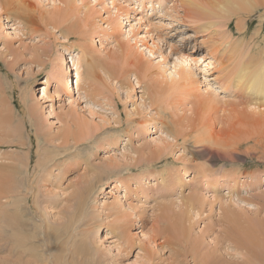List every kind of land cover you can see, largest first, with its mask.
I'll use <instances>...</instances> for the list:
<instances>
[{
	"label": "rangeland",
	"instance_id": "obj_1",
	"mask_svg": "<svg viewBox=\"0 0 264 264\" xmlns=\"http://www.w3.org/2000/svg\"><path fill=\"white\" fill-rule=\"evenodd\" d=\"M153 1L155 8L148 0L143 6L136 5L135 0H70L66 4L57 2V5L42 0H0V86L6 83L10 86L7 102L16 112L17 120L24 119L35 145L31 173L25 185L29 189L34 182L33 189L27 192L30 203L24 213L25 229L23 235L15 234L24 244L18 245L16 236L12 238L7 232L1 215L0 264L253 263V258L243 255L248 251L243 245L253 247V236L261 240L263 236L259 230L252 233V224L244 214L246 211L258 221L254 212L257 207L242 200L253 197L264 202V135L259 132L261 127L255 128L258 127L256 120L245 113L246 109L240 104L250 98L243 93L244 88L235 89L224 82L226 74H232L233 69L228 68H234L238 54L237 51L234 58L227 50L224 37L225 32L231 34L238 49L248 47L247 56L249 52L256 57L260 55L264 49V5L246 17L225 19L226 26L222 28L219 25L222 17H213L216 24L211 27L207 23L211 19L204 13L201 15L196 4L190 6L181 0ZM208 1L195 2L209 6ZM140 16L142 19L138 21ZM242 18L245 27L237 30L236 23ZM109 22L114 29L111 32H108ZM133 26L138 45L155 46V55L144 52L143 56L129 45L123 51L117 49L119 43L127 42L123 37ZM109 34L112 39L105 43L108 37L104 36ZM158 36L163 41H157ZM131 38L130 43L134 45ZM89 42L94 48L88 56L85 54V59L93 64L94 72L80 79L78 86L75 76L78 61L72 57L84 53L83 48L87 49ZM177 49L197 58L193 61L198 72L194 79L202 82L192 85L190 92L188 83L183 80L174 92L178 101L187 102L189 107L187 116L178 111L182 112L181 117L172 105L162 102L163 89H160L167 87L168 80L161 74L163 69L172 67ZM239 50V56L245 53ZM210 51L215 54L211 55ZM64 57L69 61L64 69L66 75L63 86L57 87L50 71L54 63ZM215 60L216 67L210 64ZM111 74L114 76H109ZM49 77L50 84L45 82ZM71 79L76 89L67 92L64 86ZM26 82L31 89L29 104L37 102L41 106L44 127L54 137L51 146L61 147L59 151L52 149L55 158L49 163V171L41 176L44 180L39 181L35 177L36 161L41 157L37 153L35 129H31L22 115L19 100ZM204 89L209 93L215 91L222 103L205 108L203 104L209 93L203 94ZM188 90L189 95H186ZM165 93L168 97L171 91ZM90 105L95 106L93 116L89 113ZM191 108L196 109L189 110ZM208 121L219 123L215 124L217 129L235 131L240 145H205L208 149L200 153L203 148L197 144L199 129ZM164 122L169 124L164 125ZM174 126L179 128L180 135L176 137L177 142H165L171 144L169 150L166 149L170 153L153 157L152 151L165 145L156 140L163 131ZM218 138L219 135L215 137ZM66 139L70 141L64 143ZM9 141L0 137V163L10 162L9 158L20 159L27 152L26 147L20 150L15 147L16 142ZM115 162L118 166L111 165ZM197 165L204 173L202 169L197 173ZM180 171L186 174L180 183L182 187L173 180ZM99 177L103 178L100 183ZM235 177H240L238 189L232 187ZM89 184H97V188L87 194L92 198L87 210L84 209L86 194H80ZM3 185L0 178V192ZM120 196H124L119 201L123 210L118 214L103 207ZM186 201L193 202L196 210L189 213L190 220L185 216ZM228 213H233L236 220L231 215L227 218ZM178 221L186 226L184 233ZM143 234L148 235L147 238L143 239ZM56 237H61L58 244L49 248L48 241ZM164 240L168 244L163 246ZM235 245L241 247L239 251L233 249ZM208 248L211 261L206 259L207 253H203ZM255 248L258 258L255 264H264V245Z\"/></svg>",
	"mask_w": 264,
	"mask_h": 264
},
{
	"label": "bare ground",
	"instance_id": "obj_2",
	"mask_svg": "<svg viewBox=\"0 0 264 264\" xmlns=\"http://www.w3.org/2000/svg\"><path fill=\"white\" fill-rule=\"evenodd\" d=\"M42 1L53 2V4L57 5L56 4L57 2H62L63 4H66L70 0H42ZM74 1H77V0H74ZM135 1H136V5L138 4V5L143 6L144 2L146 0H135ZM195 1L196 0H181V2L182 3L184 2V4H187L190 6H195V4H196L198 7H200L199 13L201 15H203L202 13H204L206 18L211 19L210 23L207 22L208 25L211 27L216 24L213 21V17H218V16L222 17L223 21L220 20L221 21V22H219L220 24L218 23L219 25L222 26V28H223V26H226V23L224 22L225 19L230 20L234 16L239 17V15L242 17H246L245 15H247L251 12H254L256 9H258V7L260 5H264V0H213V1L210 0V1H208V3H210L209 6H203L199 3H196ZM153 2H154L153 0H148V3H150L151 5H153ZM113 4H114V2H113ZM152 7L155 8L154 5ZM121 8H124L123 5H121ZM132 8L135 9L134 7H132ZM116 10L119 11V7ZM206 18L204 17V19H206ZM140 19H142V16H140L138 18V21ZM227 22H228L227 23V25H228L229 21H227ZM107 25L108 26L110 25V30L108 32H111L114 30L111 22H109ZM261 26L263 27V22L261 23ZM244 27H245V24H244V20L242 18L239 21H237L236 28H237V30H241V29H244ZM207 28H209V27H207ZM135 29H136V27L133 26V29L131 31H128L127 36L123 37L124 39H127V42L121 43V44L119 43L117 45V49H119L120 51L121 50L123 51V48L125 46L129 45V47L132 48L135 52L140 53L143 56H144V52H145V54H148L149 56L155 55V51H154L155 46L153 48H151L150 46H146L143 43L138 45L137 35L135 33ZM131 32H133L132 38H131V34H132ZM220 32H222V31H220ZM103 33H104V31H103ZM105 37H108V38H106L107 41H105V43H108V40L112 39V37H110V34L105 35L104 38ZM129 38H131V40L133 39L134 45H132V43H130ZM224 38L226 39L225 40L226 45H228V48L227 47L226 48L228 51L232 52L231 54L233 57H234V54L237 53V51L239 54V51H240L239 49L244 50L245 53H242V55L244 54L245 56H247L246 55V52H247L246 49L248 47L246 49H242L243 47L238 49V43L236 41L232 40L233 37L229 33L225 32ZM157 41H163V39L160 36H158ZM86 46H87L86 47L87 49L83 48L84 53H81V54L76 53V54H73L74 57H72L78 61L77 65H76L77 71H76V75H75V76H77L78 86H79L78 81L80 79H83L85 75L92 76L93 72H94L93 64L91 62L89 63L88 62L89 60L86 61V59H85V54L87 55L94 48V45L91 42H89ZM136 47H137V49H136ZM170 47H173V44H170ZM219 47H221V46H219ZM140 48H142V49H140ZM214 48H215V46H214ZM215 51H217V50H215ZM116 52H118V51H116ZM210 52H211L210 53L211 55L215 54L214 52L212 53V51H210ZM189 53L190 52H184L181 49H177L176 54H174V60H173L172 67H170L169 69H163L162 74H161V76L163 75L165 80H168V81H166L167 87L165 89H164V87L160 88V89H163V92L161 93V94H163V96H162L163 99H162V97H160V99H162V102H165V103L168 102V105L169 104L172 105V109H175L176 112L183 111L184 114H186L187 109L189 108L186 106L187 102H185V101L182 102L181 100H180L181 102H179L178 101L179 98L177 99L174 92L178 90V88L180 87L181 81H183V80L188 83V84H186V86L190 89V92L193 88L192 85L194 86L195 84H198L199 82H201V81H197L194 79V76L197 75L198 72H197V70H195L196 68H194L193 61L197 60V58L192 57L191 54H189ZM240 53H241V51H240ZM9 54H11V53H9ZM238 54H237V56H235V57H237V59H236V61H234L235 62L234 68L233 67L232 68L225 67V69L228 68L229 70H231V69H233V70H232L231 75L228 73L230 76L228 74H226L227 79L224 82H226V83L228 82L229 86H232L235 89L244 88L243 90L242 89H240V90H242L243 93H245L246 95H249L250 98H248L249 100H247V101H245V100L240 101V104L247 110V111L244 110L245 113H247L248 115H250L252 118H254L256 120V122L258 123V127L256 126L255 128L261 127V129H259V132H263V135H264V59H263L264 58V49L260 52V55L256 54L257 57L252 55L253 53L251 54V52L248 53L249 55L247 56L246 59H244L245 58L244 55H243V57H244L243 58L242 55L239 56ZM154 57H152V58H154ZM65 58L66 57L62 58L60 62H55L54 66L52 67V69L50 71V74L53 77H55L57 87L63 86V78L66 75L64 73L65 72L64 69L67 67V62H69ZM140 62L141 61H137L136 63H140ZM216 62H217V60L211 61L210 64L211 65L215 64L214 67H216ZM231 66H233V65H231ZM221 67H223V66H221ZM192 69L194 70V72L192 71ZM131 72H132V70H130V72H128V73L130 74ZM225 72L226 71H224V73ZM229 72L231 73V71H229ZM109 76H114V75L111 74ZM224 76L225 75H223L222 77H224ZM226 76H225V78H226ZM135 79H137V81H136L137 84L140 85L141 82L139 80V77L135 75ZM45 82L50 84L51 78L49 77L48 79H46ZM223 85H225V84H223ZM136 86H138V85H136ZM64 87L67 88V92H70V91L73 92L76 89L75 84H74V80L71 79V81L67 82ZM82 88H84V87H82ZM9 89H11V88H10V86H8V83H6L5 86H0V137L4 136V137L8 138L10 140L9 141L10 143L16 142L17 145H15V147H18L20 150H22L24 147L27 148V152L23 155V157L21 156L20 159L9 158L7 161H10V162L0 163V178H2L4 181V185L1 187V192H0V219H1V215H2L4 217L5 226L7 228L6 230H7V232H10V234L13 238L16 236L15 234L23 235V233H24L23 231L25 229V225H24L25 214L24 213L27 211L29 203H30V198H29L27 192H29L28 191L29 189H33L34 182L32 181V183L30 185L31 188H29V189H26L25 185L29 180V173H31L30 170H31L32 163H33L31 154H32V149H33L34 144H33V140L31 137V133L28 130V126H25L24 119L23 120L22 119L17 120L16 112L14 111V109H12L9 106V104L7 102V95L6 94H7V91ZM13 89H15V88H13ZM228 89H230V88H228ZM167 90L171 91V93H168L170 96V97L168 96L170 98V102H169L168 97H166V95H164V94H166L165 91H167ZM154 91H156V90H154ZM160 91H162V90H160ZM8 92L11 93V91H8ZM87 92H88V89H87ZM183 92L181 94H183ZM214 92L212 90V92L209 93L207 89L203 90V92H202L203 94L209 93L208 96L206 97V99L204 98L206 100V102H204V104L202 103L205 108L212 107V106L215 107L214 103H222L221 99L218 98L214 94ZM155 94H157V91ZM187 94L189 95V90L187 91L186 95ZM30 95H31L30 83L26 82V86L21 89L19 100H20V103L23 107L22 115H24V117L26 118L27 124L30 125L31 129H33V128L35 129L34 130V136H35V140H36L37 153H38V156L41 157L36 161L37 173H36L35 177L39 181V179H41V178H42V180H44L43 177H41V176H43V174H45L47 171H49V163L51 161H53L55 158V156L52 153V149L54 148V149H57L59 151V149L61 147L57 146V145L51 146V144L53 143L54 137H52V135L47 130V128L44 127L45 123L43 120V111H42L41 106L39 104H37V102H31L29 104ZM158 95H159V93L157 94V96ZM191 95L192 94H190V96ZM164 96L167 98V100H165ZM182 96H184V95H182ZM44 97H45V95H44ZM158 97H157V99H158ZM182 100H183V98H182ZM195 109L191 108L189 110L195 111ZM94 111H95V106L90 105L89 113L92 116L96 113ZM181 113L182 112H178L177 115H180V117H181L182 116ZM250 113L252 115L258 116L259 118L252 116ZM193 114H195V113H193ZM187 115L188 114H186L185 116H187ZM166 118H168V117H166ZM169 118H170V116H169ZM178 118L179 117H177L176 119L178 120ZM185 119L186 118H184V120ZM217 120L220 123V120L219 119H217ZM174 122H175V120H174ZM167 123L169 124V122H164V125ZM219 123H217L216 121L215 122L214 121H208V122L204 123L205 126H202L201 129H199V131L201 130V132L199 133L200 135L198 136L199 139L197 141V144H198V146L203 148L202 149L203 151L202 152L200 151V153H204V149L205 150L208 149L207 148L208 146L205 147V145H211V146L219 145V144H225V145L228 144V146L231 144H236V146L240 145L239 144L240 141L236 140V138H237L236 136H239V135L235 131H228L226 129L225 130L217 129L215 124L217 125ZM146 125L150 126V123L146 124ZM177 126H178V124H177ZM177 126H174V129L169 128V130L167 131L168 133L166 131L165 132L163 131V133L161 134V137L159 139H157L156 141H158L159 144L162 142L163 145L166 141L168 142L170 140L173 143L177 142L176 137L180 135V130ZM25 128H26V130H25ZM147 128H149V127H147ZM160 128L162 129V126H160ZM172 133L175 134V136H172L171 135ZM69 135H71V134L68 133V136ZM217 135H219L220 139L219 138L215 139V137ZM223 135H226V137L224 138ZM72 139L75 140V138H72ZM252 139H253V137H252ZM248 140L249 139H246V141H248ZM68 141H70V140L66 139V141L64 143H68ZM170 146H171V144L165 143L164 146L159 147V150L152 151L153 157L156 158L157 154L160 157L166 156V153H170L168 151L169 150L168 148H170ZM235 148H237V147H235ZM166 149H168V150H166ZM111 165L112 166H118V163L115 162L114 164L112 163ZM197 166L199 168V171L197 173H199L201 169H202L201 172L204 171L203 168L200 167V165H197ZM114 168L115 167H113V169ZM110 169H112V168H110ZM113 169H112V171H113ZM171 169L174 170V168H171ZM181 172L182 171L178 172L176 174V177L174 176L175 179H173V180H176L175 184H178L180 187H182V185L180 183L183 180L184 175H186V174L181 173ZM224 172H227V171H224ZM32 173H35V171H33ZM194 177H195V175H194ZM102 179H103L102 177H99L97 180L98 183L102 182ZM163 179H164V177H163ZM233 179H234L233 180L234 185L232 187L234 189H236V188L238 189L240 186V177H235ZM237 179H239V180H237ZM257 179L258 180L261 179V176L257 177ZM129 181H130V179L127 181V183ZM162 182H163V180H162ZM259 183H260V181L255 183V185L259 186ZM123 184H125L124 186H126V187L129 186L126 183H123ZM96 185L95 184H89V185H87V187H85L82 190V193L80 194V196H84L86 194L85 200H87V202L84 203L85 204L84 209H87V210L90 209L89 200H92V198L87 197V194L89 192L92 194V192L97 188ZM23 190L25 191L24 194L22 193ZM126 194L127 193H125L124 196H126ZM124 196H120L119 198L116 197L117 202L115 201L114 203L107 204V205L103 204V207H108L109 209H112L114 213L118 214L119 212H121L123 210L120 207L119 201H121V198ZM262 197H263V201H264V195ZM2 199H3V201H2ZM242 201L247 203V204L255 205L257 207L256 211H254V212L256 214V217L258 218V221H257V219H253L251 216H248V213L246 211H244V214H245L247 220L249 222H251V224H252V229H251V230H253L252 233H256L259 230L260 236H263V240H261L260 237H254L253 236L254 245L257 248L261 247V245H264V216L262 215V213H264V202H261L260 200L257 201L253 197L252 198L251 197L246 198ZM91 206H92L91 208L93 209L94 205H91ZM185 207L187 208V213H185V216H187V219L190 220L189 213L196 211L195 207H194V203L190 202V201L189 202L186 201ZM96 214H97V212H96ZM230 215L233 216V218L236 220V216L233 213H228L227 218ZM116 225L117 224H114L115 228H116ZM177 225L179 226V229L184 233V228H186V226H184L180 221H178ZM147 236L148 235H145V234L142 235L143 239L147 238ZM48 237H49V235H48ZM49 238H51V237H49ZM59 238H61V237H56L55 239L52 238L50 241H48V243L51 244V246H49V248L53 249V247L58 244ZM167 238L169 239L168 236H167ZM16 239L17 240H15V241L18 243V245L20 244V246H21L22 244H24V242H22V243L19 242V239L17 236H16ZM165 243L168 244V242L166 240H164L163 246ZM243 246L248 250L243 255H249L250 258L254 259L253 263H251V264H255V261H257V259H258L256 254H255L256 253L255 246H253V247L251 245H243ZM14 247H16V246L14 245ZM16 248L18 249V247H16ZM240 248H239V245H235V247H233V249L235 251H239ZM203 253H207V254H205L206 259L211 261L210 249L203 252ZM213 254L215 255V248H213ZM238 264H249V262H247V261L238 262Z\"/></svg>",
	"mask_w": 264,
	"mask_h": 264
}]
</instances>
